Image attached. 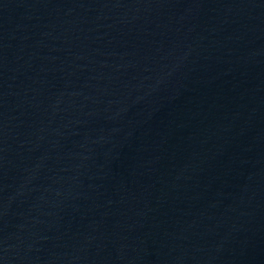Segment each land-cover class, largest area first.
I'll list each match as a JSON object with an SVG mask.
<instances>
[{"label": "water", "instance_id": "water-1", "mask_svg": "<svg viewBox=\"0 0 264 264\" xmlns=\"http://www.w3.org/2000/svg\"><path fill=\"white\" fill-rule=\"evenodd\" d=\"M0 264H264V0H0Z\"/></svg>", "mask_w": 264, "mask_h": 264}]
</instances>
